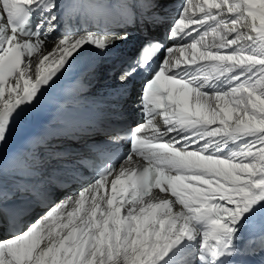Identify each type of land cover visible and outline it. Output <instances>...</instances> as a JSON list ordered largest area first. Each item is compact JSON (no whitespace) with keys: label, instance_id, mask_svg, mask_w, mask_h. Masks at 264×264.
Segmentation results:
<instances>
[{"label":"snow or ice","instance_id":"snow-or-ice-1","mask_svg":"<svg viewBox=\"0 0 264 264\" xmlns=\"http://www.w3.org/2000/svg\"><path fill=\"white\" fill-rule=\"evenodd\" d=\"M77 15L103 31L61 30ZM88 54L142 121L66 105L63 130L98 137L84 152L53 131L6 160L17 125ZM257 218L264 0H0V264H264V230L243 235Z\"/></svg>","mask_w":264,"mask_h":264},{"label":"bare ground","instance_id":"bare-ground-1","mask_svg":"<svg viewBox=\"0 0 264 264\" xmlns=\"http://www.w3.org/2000/svg\"><path fill=\"white\" fill-rule=\"evenodd\" d=\"M77 17L78 15L75 16V18ZM81 18L83 19L84 16L82 15ZM67 19V17H64V23H62L61 30L64 29V24L66 23ZM51 47L52 45L48 44V48L51 49ZM105 72L106 70L103 67H97L92 70V72L89 74V77L87 78V82L82 86L83 91L79 94L82 96V100L79 104H77V106L86 107L87 102L85 99H93L95 102L101 97L104 98L105 95H108L115 91L117 87L115 76L113 75V73L104 75ZM5 175L6 176L4 177V180H12L13 175L11 174V171H6Z\"/></svg>","mask_w":264,"mask_h":264},{"label":"rangeland","instance_id":"rangeland-1","mask_svg":"<svg viewBox=\"0 0 264 264\" xmlns=\"http://www.w3.org/2000/svg\"><path fill=\"white\" fill-rule=\"evenodd\" d=\"M59 196H57V199H58Z\"/></svg>","mask_w":264,"mask_h":264}]
</instances>
